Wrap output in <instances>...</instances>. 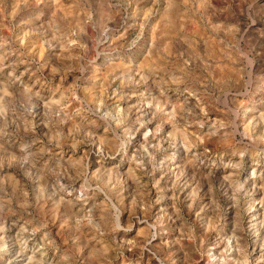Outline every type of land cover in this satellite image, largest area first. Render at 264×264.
Segmentation results:
<instances>
[{
  "label": "rangeland",
  "instance_id": "obj_1",
  "mask_svg": "<svg viewBox=\"0 0 264 264\" xmlns=\"http://www.w3.org/2000/svg\"><path fill=\"white\" fill-rule=\"evenodd\" d=\"M109 3L115 4V9L110 8ZM88 11L92 12L93 20L101 28L107 22L113 29L110 33L112 47L123 51L133 35L141 40V46L137 49L135 71L138 74H147L150 79L146 84L140 75H136L140 83L125 89L127 99L124 104L132 117L144 111L139 100L148 88L157 94L167 89V95L173 101L180 102L181 106L187 97L190 106L200 114L201 110L196 108L200 98L188 97L183 84H170L166 75L171 70L183 71L184 63L191 58L194 80H204L211 76L217 82H226L224 94L220 96L217 92L214 103L209 104V119H221L224 104L239 103L253 109L246 118H241L243 124L240 131L254 138L264 136V123H255V118L259 115L257 109L264 102V0H2L0 35L23 37L22 48L29 54L36 55L42 64H47L43 69V76L47 78L43 88L39 83H36V88H42L43 94L49 95L51 99L59 100L61 89L68 92L75 90L78 76V73L68 72L56 75L53 69L73 64V58L81 54V45L84 43L93 47L95 55L92 40L99 37L100 28L94 29L90 24H85L83 18ZM41 22L52 26L49 30L55 36L52 42L60 45L51 54V50L30 31ZM77 29L86 30L87 35H82L80 39L72 36V31ZM233 47L246 53L251 62L250 78L248 84L243 86L249 91L247 96L239 95L243 88L237 59L233 57L225 61L223 58V53ZM202 60L214 63V71H206ZM118 63L125 64L126 61ZM110 70L109 67L105 68L103 81L99 76L93 77L99 84L98 90L101 94L105 91L104 81H107ZM9 72L10 69L6 68L0 74V80L6 78ZM15 75L28 84L35 83L36 80L31 74L24 72V65L17 67ZM53 89L57 91L54 97L51 96ZM92 91L89 84L87 92L80 91L78 95L84 96ZM76 107L73 104L68 111L72 112ZM41 117L43 121L40 128L33 129L34 134L47 131L45 112H41ZM3 123L0 120V126ZM157 124L159 120L149 121V127L153 131ZM71 126L72 122L65 125V131ZM173 130L172 124H166L161 135H167ZM188 132L195 135L183 136L178 132V137L189 142L186 146L182 144L179 149H169L158 157L164 159L163 166L158 170L154 169L155 177L164 189L163 198L159 202L152 203L157 200V190L151 183L147 179L139 181L131 164L126 168L130 187L122 188L118 198L123 211L122 223L126 228L130 227L131 231L121 232L117 236L118 240L127 241L122 254L117 255L113 249L106 261L98 258V245L92 237L83 235V243L75 249L81 257L77 264H158L157 256L165 264H179L180 259L183 264H193V260L205 264L208 257L205 260H200L199 256L190 258L184 247L188 241L182 239L184 233L191 229L199 243L214 249L211 253L213 257L224 249L226 241L223 240L222 231H204L199 223L202 217L210 222L218 218L225 230L237 226L242 229V251L232 253L234 261L246 260L247 264H264V144L253 145L244 140L237 145V148L247 149V154L241 158L234 154L235 141L225 142L218 135L202 136V133L209 132L208 125L200 129L194 123ZM98 135L99 140L103 141V128L98 130ZM197 136H201L199 144L196 142ZM236 139L240 137L237 136ZM41 142H44L43 137ZM205 149L207 157L198 159ZM107 150L112 151L111 148ZM73 151L75 156L72 155ZM92 151L88 144H84L70 150L65 159H88L93 175L116 163L111 159L89 156ZM200 159L204 160L202 164ZM230 164L238 167H230ZM236 180L246 181L245 190L241 194H236L232 186ZM0 181L9 193L15 189L20 200L24 199L25 192L31 197L34 191L42 188V185L34 184L33 180L27 179L15 168L0 170ZM189 193L195 199L191 210L185 206V198ZM197 193L199 199H196ZM97 200L102 202L103 196ZM207 205L213 207L201 211ZM146 206H150L151 210L146 211ZM63 211L51 209L49 203H41L36 214L51 221L50 228L56 241L67 247L72 240L70 231L63 223ZM164 211L167 215L163 228L157 230L155 239H151L148 225ZM6 219L7 227L4 232H0V244H7V249L0 253V264H22L18 255L20 245L15 242L14 221L19 217L11 214ZM173 240L177 243H171Z\"/></svg>",
  "mask_w": 264,
  "mask_h": 264
},
{
  "label": "clouds",
  "instance_id": "obj_2",
  "mask_svg": "<svg viewBox=\"0 0 264 264\" xmlns=\"http://www.w3.org/2000/svg\"><path fill=\"white\" fill-rule=\"evenodd\" d=\"M109 7L115 9L116 5L109 3ZM83 19L85 24H90L94 29L100 28L99 37L92 40L95 55L93 47L84 43L81 45V54L73 58V64L53 69L56 75H63L65 72L78 73L76 89L70 92L59 90V100L43 94L44 80L47 79L43 76V69L47 64H42L36 55L29 54L22 48L23 37L0 35V74H3L6 68L10 69L9 75L0 80V120L4 122L3 126H0V170L15 168L27 179L33 180L34 184L42 185L31 197L25 192L24 199L20 200L15 189L9 193L0 181V232L6 230V218L11 214L19 217L14 221L15 242L20 245L18 255L22 264H77L81 257L75 249L83 243V235L92 237L98 245V258L106 261L113 249L117 255H121L127 241L118 240L117 236L121 232L131 231L130 227L126 228L122 223L123 211L118 198L122 188L130 187L127 183L126 168L131 164L139 181L147 179L151 183L157 190V200L152 203L159 202L163 198L164 189L156 179L154 169H160L164 159L158 157L169 149H179L182 144L186 146L189 142L178 137V132L183 136L195 135L188 132L194 123L198 124L200 129L208 125L209 132L202 133V136L218 135L225 142L235 141L234 154L241 158L247 154V149L237 148V145L244 140L253 145L264 144V136L254 138L240 131L243 124L241 118H246L253 110L248 106L239 103L224 104L222 118L215 121L209 119V104L214 103L217 92L220 96L224 94L226 82H217L211 76L204 80H194L191 58L184 63L183 71L171 70L166 75L170 84H183L188 97L200 98L196 105V108L201 110L200 114L190 106L187 97L181 106L180 102L173 101L167 95V89L157 94L148 88L139 100L144 111L132 117L124 104L127 99L125 89L140 83L136 75H140L146 84L150 79L147 74H138L135 71L137 49L141 46V40L133 35L123 51H120L111 45L110 33L113 29L107 22L101 28L93 20L91 11H88ZM51 27L41 22L30 30L34 37L51 50L50 54L60 46L52 42L55 36L50 34ZM56 31L58 33L59 29ZM71 35L80 39L87 33L86 30L77 29L72 31ZM66 46L67 41L64 43L65 48ZM233 57L237 59V66L241 71L243 90L239 95L247 96L249 91L243 86L248 84L251 62L247 54L237 47L223 53L225 61ZM119 61L126 63L120 64ZM201 63L206 71H214V63L205 60ZM19 65H24V72L36 78L35 83H25L20 76L15 75ZM106 67L111 70L108 72L107 81H104L105 91L101 94L98 90L99 84L93 77L99 76L103 81ZM117 81L120 83H116ZM36 83L41 84L42 88L37 89ZM89 84L93 91L84 96L78 95L80 91L87 92ZM113 84L115 87H112ZM49 87L51 88V82ZM56 94V90H51V96ZM73 104L77 107L69 112L68 109ZM257 111L259 115L255 118V123H264V102ZM41 112H45L47 116V131L42 130L40 134H34L33 129L40 128L43 121ZM150 120H159L155 131L149 127ZM69 122H72V126L65 131L64 126ZM166 124H172L174 130L167 135H161ZM100 128L104 129L103 141L99 140ZM237 136L240 139H236ZM196 142H201V136L196 137ZM84 144L93 149L89 156L111 159L116 163L111 168L106 167L93 175L88 159H65L70 150ZM109 148L112 149L111 152L107 150ZM72 155L75 156L76 153L73 151ZM199 157H207V149L197 158ZM203 162L204 160L200 159V163ZM229 166L238 167L232 164ZM245 183L246 181H234L232 186L236 194L244 192ZM100 196H103L102 202L97 200ZM137 199L139 201V198ZM196 199H199V193ZM41 203H49L51 209L64 210L63 223L70 231L72 240L67 247L56 241L50 228L51 221L36 214ZM194 204L195 199L189 193L185 198V206L191 210ZM212 207L207 205L201 211ZM216 209L220 211L218 205ZM150 210V206H146V211ZM166 215V211L158 214L154 222L148 225L151 239H155L157 230L163 228ZM199 223L204 231H222L226 244L224 249L213 257L211 253L214 249L199 243L189 229L182 239L188 241L184 247L190 258L199 256L200 260H205L208 257L205 264H247L246 260L234 261L232 258L233 252L242 251V229L239 226L225 230L218 218L210 222L202 217ZM171 243L176 244L177 241L173 240ZM6 249L7 244H0V253ZM156 258L158 264H165L163 259L158 256ZM179 264H183L182 259ZM193 264H200V261L193 260Z\"/></svg>",
  "mask_w": 264,
  "mask_h": 264
},
{
  "label": "bare ground",
  "instance_id": "obj_3",
  "mask_svg": "<svg viewBox=\"0 0 264 264\" xmlns=\"http://www.w3.org/2000/svg\"><path fill=\"white\" fill-rule=\"evenodd\" d=\"M259 95V94H258ZM258 135V134H257ZM216 235V234H215ZM11 241V246H12V240H10ZM9 244H10V242H9ZM259 251V250H258Z\"/></svg>",
  "mask_w": 264,
  "mask_h": 264
}]
</instances>
